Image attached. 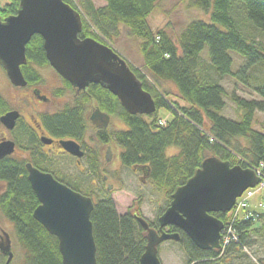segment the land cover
<instances>
[{
  "label": "trees",
  "instance_id": "trees-1",
  "mask_svg": "<svg viewBox=\"0 0 264 264\" xmlns=\"http://www.w3.org/2000/svg\"><path fill=\"white\" fill-rule=\"evenodd\" d=\"M4 1L0 6L1 16L15 14L19 0ZM62 1L77 10L69 0ZM159 1L104 0V5L94 7L90 0H83L80 3L84 14H81L82 29L78 34L79 38L90 37L104 43L99 35L111 38L124 27L130 36L138 39L142 71L134 70L118 55L151 95L155 110L150 114H130L108 89L90 84L72 106L49 117L45 124L53 134L82 140L89 126L91 103L111 118L120 119L125 128L100 129L96 138L103 142L113 140L120 145L119 160L123 166L143 167L148 181L166 196V208L174 190L192 176L206 157L215 156L231 166L244 168L264 164V132L253 128L254 113L264 110V80L254 87L258 99H248L234 92L229 97L224 86L200 71L199 66L200 53L207 46L210 65L219 77L233 75L247 84V70L261 65L264 72V41L253 35L264 32V0H180L185 8L203 13L204 17L186 22L176 38L165 28L153 30L149 26L147 19L158 8ZM90 27L96 32H91ZM231 52L243 59L235 72L231 70L234 58ZM25 56L27 63L20 66L21 72L29 81L39 80L38 72L31 65L47 62L40 35L30 38ZM168 85L174 86L176 96L185 104L168 98ZM228 97L241 111L239 120L219 113ZM9 105L0 95V116L10 110ZM160 108L170 111L172 118L163 123L158 115ZM170 146L177 147L178 153L167 156L165 149ZM94 168L98 175L96 161ZM0 181L5 183L0 195V211L13 223L14 236L22 250L19 264H62L57 238L32 216L35 197L26 180L24 161L6 157L0 161ZM72 186L81 192L77 186ZM211 214L224 222L221 213ZM136 215L140 216L129 210L118 214L108 195L93 200L90 220L96 264H139L146 245V232ZM260 217H264V213H258L255 221ZM260 224L252 230L261 229L264 234V225ZM251 225V220L234 221L236 240L222 249L210 250L199 249L177 230L187 254L186 264H224L223 253L238 251L250 243ZM149 226L155 228L157 222H149ZM6 258L0 253V264H4ZM9 264H15V254ZM256 264H264V256Z\"/></svg>",
  "mask_w": 264,
  "mask_h": 264
},
{
  "label": "water",
  "instance_id": "water-1",
  "mask_svg": "<svg viewBox=\"0 0 264 264\" xmlns=\"http://www.w3.org/2000/svg\"><path fill=\"white\" fill-rule=\"evenodd\" d=\"M81 29V15L62 0H19L14 15L3 19L0 16V65L13 85H25L20 66L26 63V44L37 34L43 39L50 65L77 90L99 84L128 113H152L155 103L126 61L102 42L90 37L79 38ZM17 117L18 112L10 110L0 116V122L12 128ZM89 118L99 128H106L110 121V116L98 108ZM61 145L71 154L82 156L74 140H62ZM13 147L12 141L0 142V159L11 154ZM26 169L27 179L39 201L32 216L57 238L62 264H96L90 220L92 199L29 163ZM259 181L260 177L250 167L231 166L215 156L206 157L192 176L172 193L169 205L157 218L159 232L144 217L136 215L146 232L139 264H161L158 245L167 240L179 241L178 232L163 230L167 226L176 227L201 250L219 249L223 221L211 213L227 212L247 188H253ZM3 233L6 240L0 242V253L7 257L4 264H9L13 254L9 236Z\"/></svg>",
  "mask_w": 264,
  "mask_h": 264
},
{
  "label": "rangeland",
  "instance_id": "rangeland-1",
  "mask_svg": "<svg viewBox=\"0 0 264 264\" xmlns=\"http://www.w3.org/2000/svg\"><path fill=\"white\" fill-rule=\"evenodd\" d=\"M69 1L77 8L80 15H84L83 8L80 4L83 0ZM90 1L93 3L94 7H100L105 3L104 0ZM4 3V0H0V6L4 5ZM202 14L203 13H199L196 10L185 8V4L180 0H160L158 8L155 9L152 14H150L147 20L151 29L155 30L158 28H165L173 38H176L178 31L186 24V22L194 18H203L204 16ZM90 31L94 33L96 32L93 27H90ZM253 35L256 36L258 40L264 41V32H254ZM99 37L104 43H106V45L110 46L117 53L123 56V58L128 62V64L132 66L134 70L142 71L143 61L138 47L139 40L133 36H130L124 27H120L118 34L112 36L111 38L105 37L103 35H99ZM230 55L232 58L234 57L231 70L235 72L242 64L243 59L234 52H231ZM199 57L200 71L202 70L206 75L212 77L216 80V82L218 81V83L224 86L229 97L231 92H234L235 94L248 99H258L254 87L264 80V72L261 68L263 66L256 65L255 67L247 70L246 75L248 82L245 84L239 81V79L233 75L219 77L214 70L215 68L210 65L207 46L203 48ZM44 75L45 81L42 85V89L49 92V90L52 88V85L58 84V80L49 72L44 73ZM167 88L170 90V95L168 97L169 99H176L178 103H184L183 101L180 102V99L176 96V90L173 85H168ZM23 90V88H16L10 84L4 68L0 65V95L3 96L7 102H9L11 109L16 106L13 98L14 92L22 93L24 92ZM229 97L226 99L224 108L219 113L227 118L239 120L241 117V111L235 107V104L232 102V100H230ZM47 106H49V104L46 105V108ZM59 107H61L60 103H57L56 108ZM48 108L51 109V107ZM21 112H23L22 114L24 115V109ZM158 115L161 117L163 123L165 120H170L172 118V113L164 108L159 109ZM109 123V128L112 130L125 128L124 123L117 118H111ZM253 128L264 132V110L256 111L254 113ZM92 133V129H89L88 134ZM18 137L21 138V141H25V134L23 135L20 133ZM93 145L97 150V158L94 156L93 157L98 168V175L95 173L92 174L91 172L93 166L91 164L92 162L93 164L95 163L92 155L91 157L81 158L79 166H77L75 163L74 158H67L65 156H59L55 158L53 156L54 162L51 164V166H48L49 169L54 170L56 174L59 175L64 181L77 186V188L86 194H90L94 201L106 195L110 196L115 204L118 214H124L128 210L131 212L136 211L148 222H157V216L165 208L167 202L165 199L166 196H164L162 191L156 189L151 181L146 179L145 183V179L141 180L140 171L135 172L136 169H133L132 167H125L121 164L119 160L121 147L118 143L112 140L107 145L112 158L109 162H104L102 160L105 149L102 144H100L98 141H94ZM45 149L46 148H44V150ZM178 151L179 149L175 146H170L165 149L167 156L175 155L178 153ZM100 159L102 161H100ZM103 176L106 178L103 179ZM1 183L4 184V188L5 183L0 181V191H3L4 188L1 187ZM108 185H110V188L106 189V186L108 187ZM254 188L252 190L250 189L251 191H245L242 195L243 197H246V200L249 201V206L251 207H255L259 203H264V185L260 186L256 184ZM1 194L2 193H0V195ZM236 203L233 205V207L236 205ZM230 211L231 209L228 210L227 214L224 216V227L225 224L231 219ZM251 221L252 225L249 232L250 243H246V245H243V247L238 251L229 250L227 254L223 253L222 257L223 260H225L224 264H256L258 259L264 256L263 231L261 229H259L260 231L252 230L253 226L259 228L261 226L260 223L264 225V217L258 218L257 221ZM224 227L222 228L221 239L231 235V232L228 230L229 227L227 229ZM1 231L6 232L9 236L11 251L13 254H15V264H19V260L22 256V250L14 236L13 223L0 211V233ZM234 233L235 232L233 231V234ZM157 249L161 264L187 263L186 251L179 241H164L158 245Z\"/></svg>",
  "mask_w": 264,
  "mask_h": 264
},
{
  "label": "flooded vegetation",
  "instance_id": "flooded-vegetation-1",
  "mask_svg": "<svg viewBox=\"0 0 264 264\" xmlns=\"http://www.w3.org/2000/svg\"><path fill=\"white\" fill-rule=\"evenodd\" d=\"M12 15H14V14H12ZM0 16H1V13H0ZM5 17H7V16H5ZM1 18L3 19L4 17L1 16ZM42 47H43V39H42ZM43 50H44V48H43ZM45 58H46V56H45ZM46 61L47 62L42 64V65H38L36 63L31 65L32 68L38 72L39 80L29 81L22 73L23 78L25 80V85L15 86L10 82L9 78L7 77L8 81L10 82V84L13 87L23 88L24 92H22V93H15L14 92V94H13V98H14V101L16 103V106L13 109L10 108V110L18 112V117L15 120L14 126L12 128H7L4 124H2L0 122V142L9 140V141H12L14 144L13 151L11 152V154L4 156L3 158L0 159V161H2L5 157L9 158L12 161L23 160L24 161L25 176H26V180H27L29 186H30V183L27 179L28 172L26 169L27 163H29L31 166H33L34 168H36L37 170H39L41 172L49 173L54 179H56L57 181L61 182L64 185H66L70 189L77 191L79 193L82 192L81 194L87 196L86 193L83 192L82 190L80 192V191L76 190L75 187L72 186V184L64 181L59 175L56 174V172L54 170L49 169L48 166H51V164L54 162L53 156L55 158H57L59 156H65L67 158H70V157L74 158V161L77 164V166L80 165V159L83 157H91V155H92V158L94 159L93 154L97 153V150H96L95 146L93 145L94 141H98L105 148L104 152H103L102 160L104 162H109L112 159L110 156V150H109V148H107V145L110 141H108V142L100 141L98 138H96L97 137L96 132L100 129L109 128L110 123L108 124V126L106 128H99V127H96L94 124H92L90 122L89 117L91 115V112L93 110H95L96 108H98V107H95L94 105H92V107L89 108V114H88L89 115L88 116V121H89L88 125L89 126L87 127V130H86L85 134L83 135L82 140H78V139H75V138L69 137V136H60L57 134H53L50 131V128L47 126V124H45V120L46 119L48 120L49 117H54L58 112H62L67 107L72 106L75 103L77 96L82 91H84L85 88L81 89V90H77L76 87H73V85H71L67 80H65L64 78H62L58 74V72L50 65L47 58H46ZM26 63L24 65H26ZM46 72L51 73L52 76L54 75L58 80V84L52 85L51 86L52 88H51V90H49V92L46 90H45L46 91L45 92L42 89V85L45 81L44 73H46ZM57 103H60L61 107L56 108ZM48 104H49V106H47V108H46V105H48ZM48 107H51V109H49ZM93 107H94V109H93ZM52 108H53V110H52ZM23 109L25 112L24 115L22 114L23 112H21ZM101 112H103V111H101ZM103 113H105V112H103ZM110 120H111V117H110ZM49 121H51V120L49 119ZM89 129H92V131H93L92 134H88ZM20 133H22L23 135L25 134V138H24L25 141L24 142L21 141V138L18 137V135H20ZM43 138H45V140H48L49 142L48 143L44 142L42 140ZM62 140L63 141L64 140H74L78 144L79 150L82 152V156L78 157L76 155L71 154L67 150H65L61 145ZM44 148H46V149L44 150ZM102 160L100 159V161H102ZM91 165H93L91 172H92V174H94L95 168H94L93 162ZM132 168L136 169L135 172H137V171L141 172L140 179L141 180L145 179L144 182L146 183V179L148 180V177H147V172L144 171V168L141 166H133ZM103 175H106V174H103ZM102 178L105 179L106 177L103 176ZM109 186L110 185H108V187ZM1 187L4 188V184L1 183ZM108 187L106 186V189ZM30 188H31V186H30ZM1 191H0V193L3 192V191L2 192ZM31 191L33 193V196L35 197V204L32 205V206H34V209H35L38 206L39 201H38L37 197L35 196L32 188H31ZM88 197H90L92 200H94L91 196H88ZM227 212L221 213V214L223 216H225L227 214ZM216 213H219V212H216ZM216 218H218V217H216ZM171 227H173L175 229V231L173 228H169V226L163 228V230L167 231V232H178L180 235V232H181L180 230H179L180 231L179 232V231H177L178 229L176 227H174V226H171ZM223 227H224V225H223ZM155 229L159 232L158 223H157V226L155 227ZM221 234H222V230L220 231L219 243L221 241ZM5 240H6V235H5V233H3V231H1L0 242H2V241L5 242Z\"/></svg>",
  "mask_w": 264,
  "mask_h": 264
},
{
  "label": "built area",
  "instance_id": "built-area-1",
  "mask_svg": "<svg viewBox=\"0 0 264 264\" xmlns=\"http://www.w3.org/2000/svg\"><path fill=\"white\" fill-rule=\"evenodd\" d=\"M256 169V174L260 177V182L258 185L263 186L264 185V164L260 163ZM264 210V203H259L257 206L250 208L249 204L246 200V197L240 198V200L237 201L236 205L231 209V219L228 223L225 224L224 228H228V230L231 232V235L229 237H223L221 239L222 246H226L231 241L236 240V233L233 234V231L235 232V229H233V223L234 221L238 220H254L257 218L258 211Z\"/></svg>",
  "mask_w": 264,
  "mask_h": 264
}]
</instances>
